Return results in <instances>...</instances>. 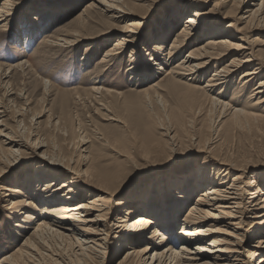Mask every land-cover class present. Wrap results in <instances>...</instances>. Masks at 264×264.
<instances>
[{
	"label": "rangeland",
	"instance_id": "obj_1",
	"mask_svg": "<svg viewBox=\"0 0 264 264\" xmlns=\"http://www.w3.org/2000/svg\"><path fill=\"white\" fill-rule=\"evenodd\" d=\"M3 1L0 0V7ZM91 1L93 0H56L57 4L54 10H46L50 16L43 14L42 11L38 12V15L35 14L38 9L31 11L33 7H38L39 3L45 2L46 4L49 3V0H10L6 7L7 20L0 21V72L2 74L6 72L8 77H5L3 81L9 82L15 92L17 89L24 88L26 98L23 100L18 98L17 94L12 93L6 100V96L3 95L5 87L0 86V101L5 106V116L0 117V120H3L8 130H19L25 139L28 137L27 142L30 145L28 149H23L12 163L4 166L7 172L6 179L12 180L16 175L23 177L27 172L35 171L34 165L38 160L32 154L34 142L29 141L39 139L41 140L40 144H45V147L54 155L77 160L80 151L76 139L85 136L90 140L86 145L84 144L89 148V156L82 168L94 162L112 169L113 176L116 177L117 186L112 198L108 201L110 211H108L107 220L111 224L117 216L114 206L117 200L129 199L142 190L143 186L150 185L154 181L158 182L162 179V175H167L171 171L173 172L169 177L167 176L168 178H171L175 173L189 175L190 168L194 171L197 170L207 155L217 159L216 161L211 158L207 159L210 166L206 165V167H209L210 172L214 167L213 162L217 163L219 160L229 162L236 168L231 170L230 176L225 182H230L233 176H240L242 181L249 182L256 174L261 179L262 172H264V106H249L248 101L249 91L256 85L258 78L252 81L249 90L246 88L242 92H237L238 74L250 66H244L233 74L229 85H227L228 89L221 97L217 94L219 89L211 93L212 96L219 97L220 100L229 104L227 107L229 109L226 111L223 109L221 111L217 107H213L212 110L202 107L200 93L193 88L186 89L185 85L180 86L181 88L178 90L165 93L163 107L162 103H148V96L139 93V90L147 87L157 77L164 76L165 72L157 69L158 66L153 64V60H150L148 63L154 66L152 72L156 71L154 76L147 75L145 79H131L130 63L132 61L129 57L131 47L128 46L123 48L125 49L123 55H112L107 62L99 64V57L104 54L117 35L114 32L106 37L98 35L101 33L100 30L109 24L108 20L98 16L97 24H93L95 28H89L88 33L82 34L72 43L62 46L46 43L54 39V35L61 36L63 33L79 29L77 14L81 12L86 3ZM186 1L135 0V3L140 5L135 10L138 16L134 19L138 49H142L141 43L149 39L151 35H156L157 32L160 33L167 29V20H171L172 29L164 41L160 55H158V57H163L162 53L169 50L175 31L185 23V17L191 15V13L179 15L185 6L182 2L187 3ZM258 3L259 0H244L240 5L237 0H227V2L225 0H202L198 2L201 7L200 11L210 15L208 17L210 21L227 22L228 25L230 24L226 26L227 30L245 40L242 43L248 48L243 49L246 51L244 55L249 54L247 52L252 50L254 54L261 56L264 55V21H260L259 26L249 29L250 26L256 24V17L250 18L245 23L246 19L240 20L233 16L234 13L237 16L249 14L244 11L251 7H257ZM213 5L216 7L212 8ZM192 6L187 5L185 9L191 12ZM175 9H179V13L176 15L178 18L173 19L171 15ZM33 13L37 15L38 19L29 21L32 23L30 27H35L34 29H38V32L28 41L24 39L23 35L21 36L23 33L21 30L26 23L24 21L30 20L34 16ZM225 13L232 17L228 16L222 19ZM95 16L96 14L92 13L91 17ZM129 17L130 15L126 21H130ZM126 21L117 22V28ZM159 23H162L160 27H158ZM198 26L199 24L196 23V31L192 37L194 41L191 46L184 48L180 54L175 53L173 49L176 57L172 61L170 60L171 62L168 61L167 65L161 64L164 69L173 67L191 47L205 41L206 35L202 36L204 31L197 33ZM239 28H241L240 31H238ZM112 29L115 31V27ZM43 40L46 41V44ZM235 41L241 42L238 39ZM147 56L152 57L155 61L158 59L157 53L152 48L148 50ZM226 60H221L217 65L206 69L204 74L200 75V83L204 82L210 72L223 65ZM19 61L25 62L27 67L24 66L22 70L16 71L8 69L10 65ZM185 78L188 77L185 76ZM95 83L101 88L120 93V95L102 93L93 97L87 89ZM188 83L199 84L197 80H189ZM8 98L10 99L8 100ZM232 108L242 109V111L229 113ZM18 110L21 113L20 116L17 115L19 114ZM248 112L257 113V115L252 116ZM173 113L176 116H173ZM155 114L162 117L159 118L161 123L156 122L152 127L146 128L148 122H153ZM18 119H21L19 124L17 123ZM139 121H142L143 125L139 126ZM21 124L23 125L21 126ZM23 126L28 128L24 130ZM167 127L172 129L169 134L174 136L172 141L168 139V133L165 132ZM0 129H4V126L0 125ZM7 129H4V133ZM100 135L103 136L102 140L97 138L102 137ZM166 141L169 142V145ZM160 145L162 150L157 149V147L161 148ZM152 146H154L153 149L149 151L148 148ZM2 165L0 164V166ZM80 166L82 165L80 164ZM2 182L10 184L7 180ZM190 184L200 188V180L197 178L191 177ZM5 192L9 193V191H0V259L21 245L24 235L32 231L36 219L39 218L38 212H35V219H30L23 229L19 227L22 233L21 235L18 230L19 235L16 231L18 227L14 224L23 219L24 215L21 213V210L25 211L23 202L31 195L4 196ZM198 193L199 191L194 193L186 206L194 201ZM9 197L13 198L12 200H21L22 202L19 201L18 204L22 203V205L13 210L7 208ZM35 199L36 197H34ZM248 199V195L245 194L244 203ZM186 206L176 216L177 225L173 226V235L177 236ZM15 210L16 212H14ZM235 225L240 227L235 228ZM220 227L222 231L227 232V235L223 234L224 236L234 240L235 238L231 235L242 238V241L239 242L238 252H235L233 256L236 264H255L257 258L251 259L247 255V251L253 248L249 243H255L248 235L251 228L249 219H244V223L241 222L230 227L224 225ZM263 231L264 227H262L261 233ZM159 239V236L155 237L154 241L157 243ZM194 239L192 236L190 241ZM115 241L116 239L112 235L107 236V240L101 242V245L104 246L101 250H107L110 247V250L113 251ZM128 249L129 247H126L113 261L102 264H116ZM53 258L56 257L53 256ZM53 258L37 260L34 264H71L76 261L72 258L67 263V261L53 260ZM203 259H207V256ZM19 261L24 264H32L23 258H20ZM149 262L150 259L147 264ZM80 264H99V262L88 260ZM137 264L145 263L142 261Z\"/></svg>",
	"mask_w": 264,
	"mask_h": 264
},
{
	"label": "bare ground",
	"instance_id": "obj_2",
	"mask_svg": "<svg viewBox=\"0 0 264 264\" xmlns=\"http://www.w3.org/2000/svg\"><path fill=\"white\" fill-rule=\"evenodd\" d=\"M9 1L4 0L1 4L0 21L7 20L6 7ZM201 1L187 0V3L182 2L185 6L180 13L179 9L173 11L171 15L173 19L178 18L176 16L178 13L181 16L185 13H191V15L185 17V23L181 24L174 33L169 50L163 52V57L159 56L160 58L158 55H160L164 41L172 29V22L167 20L168 28L166 27L167 29L160 33L157 32L156 35H151L149 39L141 43L142 49H138L136 21L134 19L138 16L135 10L140 5L139 3L136 4L135 0H93L86 3L81 12L77 14L79 29L70 33H63L61 36L54 35V39L45 42L60 46L72 43L82 34L88 33L89 28H95L96 18L99 16L101 19L108 20L109 24L100 30L101 33L98 35L106 37L111 32L117 34L116 39L99 57V64L107 62L112 55H123L125 50L123 48L128 46L131 47L129 57L133 62L130 63L131 79H145L147 75L149 77L154 76L156 71L152 72L154 66L148 63L150 60H153V64L158 66L157 69L164 70V76L157 77L147 87L139 90V93L148 96V103H162L163 107L165 93L173 92L185 85L186 89L193 88L200 93V105L202 107L211 110L213 107H217L221 111L222 109L226 111L229 109L227 108L229 104L220 100L219 97L212 96L211 93L219 89L217 94L221 97L228 89L227 85H229L233 74L244 66H250L238 74L239 87L237 92H242L246 88L249 90L252 81L258 78L256 85L249 91V106H264V55L257 56L252 50L247 52L249 54L244 55L246 51L243 49L248 48L242 43L245 40L228 31L226 26L230 24L228 25L227 22L210 21L208 18L210 15L200 11L201 7L198 2ZM237 1L240 5L244 0ZM56 4V0H49V3L46 4L45 2L39 3V6L33 7L31 11L38 9L35 14L42 11L43 14L50 16L46 10H54ZM187 5H193L191 12L185 9ZM211 7L215 8L216 6ZM244 12L249 14L237 16L234 13L233 16L240 20L246 19L245 23L250 18L256 17V24L250 26L249 29L259 26V22L264 21V16H262L264 0H259L257 7H251ZM92 13L96 14L94 18L91 17ZM35 14L33 13L34 16L30 20L24 21L26 23L21 30L23 32L21 36L23 35L24 39L28 41L38 32V29H34L35 27H30L31 20L34 21L37 18L38 14ZM129 15L130 21H126ZM39 16L41 15L39 14ZM218 16L220 17L219 14ZM228 16L232 17L228 13L221 17L225 19ZM123 21L126 22L117 28V22ZM196 23L199 24L197 33L204 31L202 36L206 35L205 41L191 47L173 67L164 69L161 64L167 65L168 61H172L176 57V52L180 54L184 48L191 46L194 41L192 37L196 31ZM160 24L162 23H159L158 27ZM112 27H115V31ZM93 37L99 38L98 36ZM235 39L241 40V42H236ZM132 42L133 44H131ZM150 47L157 53L158 59L156 61L147 56ZM224 59L228 60L220 67L212 70L206 80L200 83V75ZM24 66H26L25 62L19 61L10 65L8 69L12 71L22 70ZM5 77H8L6 72L3 74L0 72V78H2L0 86L5 87L3 92V95L6 96L5 99L7 100V97L14 93L17 94L18 98L24 100L26 90L20 88L15 92L9 82L3 81ZM189 80H197L199 84L188 83ZM87 90L93 97L102 93L120 95V93L101 88L96 83ZM231 111L236 113L241 112L242 109L232 108L229 113ZM248 113L252 116L257 115L254 112ZM17 115L20 116L21 113L19 112ZM2 116H5V106L0 101V117ZM173 116L176 114L173 113ZM160 117L155 114L153 122H148L146 128L152 127L156 122L161 123ZM17 123H21V119H18ZM138 124L139 126L143 125L142 121H139ZM0 125H3L4 129L8 128L3 120H0ZM23 128L25 130L28 127L23 126ZM4 129H0V164H3L0 166V191H9V193H3L4 196L31 195L23 202L25 209V211L21 210L24 215L23 219L14 224L18 227L17 233L19 234L20 228L26 227L30 219H35V212H38L39 218L36 219L33 228L31 227L32 231L24 235L21 245L10 254L2 257L0 264H24L19 261L20 258L34 264L37 260H48V257L53 258V256L56 257L53 260L67 261V263L72 258L76 259L71 264H80L88 260H96L102 264L113 261L126 247L129 249L125 251L123 257L117 260L116 264H137V262L142 261L147 264L149 259V264H236L233 256L235 252H238L239 242L242 241V238L230 234L231 237L235 238L234 240L224 236L223 234L227 232L222 231L220 226L230 227L234 224L244 223V219H249L251 228L248 235L255 242L249 243L253 248L247 251V255L251 259L257 258L255 264L264 262V231L263 234L261 233V229L264 227V172H262L263 177L260 176L261 179L258 178V174L253 173L256 174L257 179L254 176L249 182L242 181L240 176H233L230 182H225L229 178L231 170L236 168L229 162L219 160L217 163L213 162L214 167L210 172L209 167H206V165L210 166L207 159L211 158L215 161L217 159L207 155L197 170L194 171L190 168L189 175L186 173L177 175L175 173L171 178H168L173 172L171 171L167 175H162V179L156 182L157 186H155L154 181L150 185L143 186L142 190L129 199L117 200L114 204L117 216L111 224L107 220L108 211H110L108 201L112 198L117 186L116 177L114 178L112 169L94 162L82 168L89 156V148L85 146L90 141L88 138L80 136L79 139H76L80 151L77 160L54 155L45 147V144H40L41 140L39 139L29 141L34 142L32 154L38 160L34 165L35 171L27 172L23 177L16 175L11 180L6 179L7 172L4 166L12 163L22 153L23 149H28L30 145L27 142L28 137L25 139L19 130L7 129L4 133ZM165 130L168 133V139L172 141L174 136L169 135L172 129L167 127ZM97 138L102 140L103 136ZM166 143L169 142L166 141ZM153 147H149L148 150H152ZM157 149L162 150V146L161 148L157 147ZM191 177L200 180V188L190 184ZM5 180L10 184L2 182ZM144 189L145 191H143ZM196 191H199L196 198L186 206ZM245 194L248 195L249 199L244 203ZM34 197H36L35 200ZM12 199L9 197L7 208L13 210L22 205V203L18 204L21 200ZM185 206L186 209L177 236L173 235V226L177 225L176 216ZM237 219L239 221H236ZM27 227L30 228V226ZM239 227V225H235V228ZM260 234L261 236H259ZM110 235L116 239L113 243V251L110 250V247L107 250H101L104 248L101 244ZM158 236L160 239L156 243L154 238H158ZM192 236L195 239L190 241ZM192 244L195 245L192 246ZM206 256L207 259H203Z\"/></svg>",
	"mask_w": 264,
	"mask_h": 264
}]
</instances>
